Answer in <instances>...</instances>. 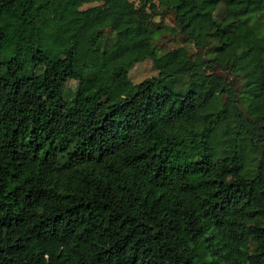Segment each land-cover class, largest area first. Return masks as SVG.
Instances as JSON below:
<instances>
[{"label": "trees", "instance_id": "obj_1", "mask_svg": "<svg viewBox=\"0 0 264 264\" xmlns=\"http://www.w3.org/2000/svg\"><path fill=\"white\" fill-rule=\"evenodd\" d=\"M0 264H264V0H0Z\"/></svg>", "mask_w": 264, "mask_h": 264}, {"label": "rangeland", "instance_id": "obj_2", "mask_svg": "<svg viewBox=\"0 0 264 264\" xmlns=\"http://www.w3.org/2000/svg\"><path fill=\"white\" fill-rule=\"evenodd\" d=\"M95 3H87L83 4L81 8H85L88 6H91ZM163 23L166 25H171L170 18L168 16L163 17ZM161 40H159V44L163 48H174L176 46L184 45V43L181 41V38L178 35H173L170 37L168 34L163 35L160 37ZM231 50H225L224 51V62H227L228 59L232 56ZM156 71L152 65V62L149 60H144L139 63H135L130 70L128 71V78L132 83H136L141 81L142 79L155 75ZM222 75L223 73L217 69L215 70V75ZM75 84H76V76L74 75L72 69L70 66L67 68L66 71V81H65V90H64V97L66 99H69L73 96L75 93Z\"/></svg>", "mask_w": 264, "mask_h": 264}]
</instances>
